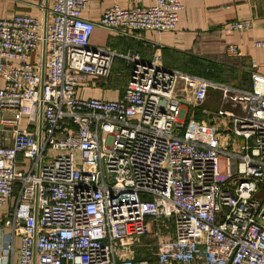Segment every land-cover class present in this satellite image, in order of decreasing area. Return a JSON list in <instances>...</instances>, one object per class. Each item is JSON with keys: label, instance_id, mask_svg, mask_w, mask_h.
Instances as JSON below:
<instances>
[{"label": "built area", "instance_id": "1", "mask_svg": "<svg viewBox=\"0 0 264 264\" xmlns=\"http://www.w3.org/2000/svg\"><path fill=\"white\" fill-rule=\"evenodd\" d=\"M48 1L45 36L34 17L0 19V112H12L0 113V133L14 127L12 145H0V208L15 199L4 225L19 237L17 264H264V64L251 63L245 90L166 68L154 47L145 61L89 44L96 25L172 32L180 0L114 4L97 24L83 17L88 0ZM115 60L129 70L119 98L80 97ZM213 89L216 116L232 124L227 143L202 142L185 120Z\"/></svg>", "mask_w": 264, "mask_h": 264}, {"label": "crops", "instance_id": "2", "mask_svg": "<svg viewBox=\"0 0 264 264\" xmlns=\"http://www.w3.org/2000/svg\"><path fill=\"white\" fill-rule=\"evenodd\" d=\"M184 6L179 14L176 29L172 32L156 34L150 31L133 36H122L112 30L95 26L89 44L116 52L137 51L145 61L150 60L154 47L161 54L162 64L169 69L184 72L192 70L190 59L204 60L226 65L238 70H248L251 63L264 64V48L255 47V42H264V0H180ZM150 0H88L83 17L95 24L108 7L117 4L124 8L137 5L148 6ZM49 1L47 0H0V19H9L15 15H25L49 21ZM240 20H251L252 28L247 32H230L228 25ZM238 47L236 55L227 54V47ZM192 68V69H191ZM256 71L264 75V68ZM124 65L115 60L110 77L107 80L87 79L86 86L79 91L82 98L116 100L124 88L122 83ZM3 118H11V111L0 112ZM26 125L22 120L21 127ZM12 125L3 126L0 133V145L13 143ZM27 167V163L21 162ZM15 199L0 208V264H17L20 247L19 237L13 234L11 227L4 222L11 218ZM10 243L12 252L6 254L5 247Z\"/></svg>", "mask_w": 264, "mask_h": 264}, {"label": "rangeland", "instance_id": "3", "mask_svg": "<svg viewBox=\"0 0 264 264\" xmlns=\"http://www.w3.org/2000/svg\"><path fill=\"white\" fill-rule=\"evenodd\" d=\"M227 67V66H225ZM228 68V67H227ZM243 71V70H242ZM241 70H239V73L237 72H232V75H236L237 78H231L230 80H225L222 84L231 86L232 85H236L238 87H242L245 85L243 84V75ZM246 72L248 70H245ZM205 73L208 74H212V68L211 66H208L205 70ZM244 72V71H243ZM249 72V71H248ZM110 77V75H109ZM119 80H121L122 83L118 84V88H123L126 85V77L123 75L122 78H119ZM215 82V81H213ZM218 83V82H216ZM248 85V83L246 84V86ZM231 87H235V86H231ZM236 87V88H238ZM221 107V102H220V98L219 95L217 93V91L215 89L212 90L211 95L209 100H207L206 102L199 104L197 106L194 107H188L186 106V110H187V116H186V121L192 120L193 124H194V131L195 132H199L201 131L200 134V139L202 140V142L206 143V144H212L214 142V140H221L224 143H227L229 140H231L232 138V124L229 121L228 118H220L216 116V111ZM226 108H228V106L225 105ZM193 110V116L191 117V111ZM188 112L189 115H188ZM221 121H223V124H221ZM197 134V133H196ZM259 196L256 199H259L260 197L263 196V192L260 190L258 192ZM143 256V255H141Z\"/></svg>", "mask_w": 264, "mask_h": 264}, {"label": "trees", "instance_id": "4", "mask_svg": "<svg viewBox=\"0 0 264 264\" xmlns=\"http://www.w3.org/2000/svg\"><path fill=\"white\" fill-rule=\"evenodd\" d=\"M189 64H190V66L193 69L191 68L192 70H190V71L189 70H185L184 72L190 73V74H193V75H197V76H201V77H203L205 79H208L210 81H215V82H218V83H225L223 81L230 80L231 78H237V76L235 74L232 75V72H236V73L238 72L239 73L238 69H235V68L233 69V68H230L228 66H227L228 67L227 68V67H225L226 65L215 63V62H208V61H204V60L202 61V60L190 59ZM208 66H211L212 74H208V73L204 72V70ZM124 72L129 77V70L125 66H124ZM241 73H242L243 78H244L242 85H245V86L238 87V86L232 85V84H231V86H235V87H238L240 89L248 90L250 88V74L248 72H246V71H244V72L242 71ZM128 77H127V80H128ZM247 83H248V85L246 86ZM125 86L123 88H125ZM189 113L190 112H188V115H189ZM190 116L191 117L193 116V110L191 111Z\"/></svg>", "mask_w": 264, "mask_h": 264}, {"label": "water", "instance_id": "5", "mask_svg": "<svg viewBox=\"0 0 264 264\" xmlns=\"http://www.w3.org/2000/svg\"><path fill=\"white\" fill-rule=\"evenodd\" d=\"M48 1V0H47ZM46 21L43 23V34L45 36V31H46ZM43 55H44V50H45V42H43ZM42 71H41V80H43V75H44V57H42ZM42 104L40 103V110H39V125H38V145H39V149L41 150V126H42ZM259 196V194H257L255 196V199ZM36 214V211H35Z\"/></svg>", "mask_w": 264, "mask_h": 264}]
</instances>
